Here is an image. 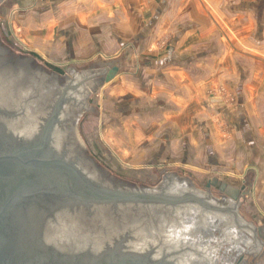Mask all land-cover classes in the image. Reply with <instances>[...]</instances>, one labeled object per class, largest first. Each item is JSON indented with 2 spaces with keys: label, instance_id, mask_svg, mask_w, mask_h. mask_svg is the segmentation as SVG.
<instances>
[{
  "label": "water",
  "instance_id": "1",
  "mask_svg": "<svg viewBox=\"0 0 264 264\" xmlns=\"http://www.w3.org/2000/svg\"><path fill=\"white\" fill-rule=\"evenodd\" d=\"M118 71L61 76L0 40V264H250L264 224L241 216L244 182L210 180L217 197L164 171L152 188L86 152L78 120Z\"/></svg>",
  "mask_w": 264,
  "mask_h": 264
},
{
  "label": "crops",
  "instance_id": "2",
  "mask_svg": "<svg viewBox=\"0 0 264 264\" xmlns=\"http://www.w3.org/2000/svg\"><path fill=\"white\" fill-rule=\"evenodd\" d=\"M27 1L25 38L39 53L77 70L119 67L102 84L120 96L107 114L120 110L123 133L186 144L191 165H215L212 180L248 182L241 216L264 224V0ZM243 256L264 264V251Z\"/></svg>",
  "mask_w": 264,
  "mask_h": 264
},
{
  "label": "rangeland",
  "instance_id": "3",
  "mask_svg": "<svg viewBox=\"0 0 264 264\" xmlns=\"http://www.w3.org/2000/svg\"><path fill=\"white\" fill-rule=\"evenodd\" d=\"M26 0H2L0 1V40L4 46L19 55L29 56L54 73L64 76L66 66H62L39 53L34 45L27 42L25 38L26 12L33 10L31 1ZM135 56V54H134ZM133 57V56H132ZM133 59H136L133 57ZM77 70V69H76ZM89 70V69H86ZM78 69V71H86ZM133 70V69H131ZM118 79V78H117ZM116 79V81H117ZM115 81V82H116ZM111 83L108 87H118L119 80ZM115 83V84H114ZM105 87L98 85L89 96L87 103L96 104V110L83 111L77 123V136L83 144L86 152L104 169L115 177L126 181L155 188L163 180L162 173H177L179 176L190 177L192 185L201 192H210L213 196L220 197L219 190L215 187H207V183L216 177L215 165L208 164L201 166L200 163L191 165L192 155L185 150L186 144H137V137L147 136V132L130 131L123 133L121 126L120 110L116 116L110 117L108 110L112 108L111 101L120 109V96L104 95ZM218 86L214 91L225 93V101L231 105L235 97L227 93L228 90ZM124 119V118H123ZM222 118L217 117L216 123L221 129L228 128L229 124ZM136 128V127H134ZM139 135V136H138ZM151 135V134H150ZM227 137V134H225ZM132 139V141H130ZM122 140H128L123 142ZM207 162H209L206 159ZM209 166V167H208ZM219 175V174H218ZM222 175V174H220ZM233 183H241L235 180ZM245 188L248 182H244ZM243 202V198L241 199ZM248 204V202H246ZM241 208V207H240Z\"/></svg>",
  "mask_w": 264,
  "mask_h": 264
}]
</instances>
